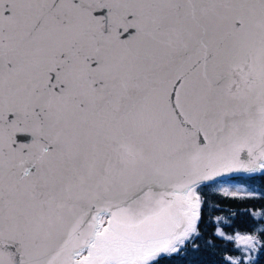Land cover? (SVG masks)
Wrapping results in <instances>:
<instances>
[{
    "label": "snow or ice",
    "instance_id": "snow-or-ice-1",
    "mask_svg": "<svg viewBox=\"0 0 264 264\" xmlns=\"http://www.w3.org/2000/svg\"><path fill=\"white\" fill-rule=\"evenodd\" d=\"M264 0H0V264H264Z\"/></svg>",
    "mask_w": 264,
    "mask_h": 264
},
{
    "label": "trees",
    "instance_id": "trees-1",
    "mask_svg": "<svg viewBox=\"0 0 264 264\" xmlns=\"http://www.w3.org/2000/svg\"><path fill=\"white\" fill-rule=\"evenodd\" d=\"M254 187L264 189V184L257 181ZM208 195V212L209 214H211L212 219L215 220L217 216L224 217L230 215L233 212H239L242 215L241 218L237 220V224L240 225L241 228H243V225L240 223V220L248 219V217L243 215L245 209H251L252 206H255V209L258 211L261 205H264V199H250L244 201L225 200L222 204L223 210L221 211L216 207V198L211 193H209ZM213 231V228H209L205 233V240L200 241L201 252L196 258L198 264H215V262L219 261V259L221 258L219 251L213 252L210 248H206V240L212 236Z\"/></svg>",
    "mask_w": 264,
    "mask_h": 264
},
{
    "label": "rangeland",
    "instance_id": "rangeland-1",
    "mask_svg": "<svg viewBox=\"0 0 264 264\" xmlns=\"http://www.w3.org/2000/svg\"><path fill=\"white\" fill-rule=\"evenodd\" d=\"M255 190L258 194L260 193H264V189L262 188H258V187H255ZM255 199H262L260 195H257V197Z\"/></svg>",
    "mask_w": 264,
    "mask_h": 264
}]
</instances>
